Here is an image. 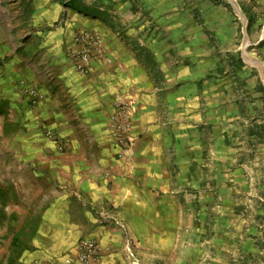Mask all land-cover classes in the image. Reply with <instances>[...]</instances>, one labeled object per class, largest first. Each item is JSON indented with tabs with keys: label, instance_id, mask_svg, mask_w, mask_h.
<instances>
[{
	"label": "crops",
	"instance_id": "obj_1",
	"mask_svg": "<svg viewBox=\"0 0 264 264\" xmlns=\"http://www.w3.org/2000/svg\"><path fill=\"white\" fill-rule=\"evenodd\" d=\"M86 2L58 1L62 17L52 30L18 37L6 24L0 39V213L12 217L0 222L3 264H64L66 258L78 264L83 238L101 247L88 264H134L124 250L125 232L105 218L115 216L133 230L140 199L186 193L209 182L213 167L225 181L240 160H227L220 142L231 141L241 119L250 117L251 124L258 110L256 78L243 90L240 77L217 74L221 64L208 40L179 53L176 23L120 17L130 2L116 5L113 15L98 0L90 9ZM81 30L98 32L104 47L87 75L70 61ZM29 88L43 94L36 105ZM117 97L132 104L133 142L123 152L110 129ZM10 128L15 139L3 147ZM48 129L58 141L46 138ZM6 148L9 161L1 159ZM2 237L11 248L6 254Z\"/></svg>",
	"mask_w": 264,
	"mask_h": 264
},
{
	"label": "rangeland",
	"instance_id": "obj_2",
	"mask_svg": "<svg viewBox=\"0 0 264 264\" xmlns=\"http://www.w3.org/2000/svg\"><path fill=\"white\" fill-rule=\"evenodd\" d=\"M58 1L0 0V39L6 24L14 27L18 37L28 30L54 29L62 17ZM78 1H87L89 8L97 0ZM110 1L98 0L104 14L130 2L128 11L120 10V17L126 12L160 18L162 27L176 23L179 53L208 40L205 45L211 57L221 64L217 74L226 71L230 78L240 77L243 90L248 89L250 78L258 83V110L252 112V123L250 117H243L241 129L235 130L231 141L220 142L226 159L240 160V164H232L237 167L225 172V181L213 167L209 182L197 184L195 189L152 193L151 198L137 201L138 223L133 230L126 228L137 254L143 264H264V0ZM12 132L10 128L1 137L3 147L15 139ZM2 152L1 159L9 161L8 148ZM245 154H251V163L244 159ZM9 183L3 182V186ZM8 185L3 193H9ZM11 220L0 213L2 225ZM2 238V254H6L11 248Z\"/></svg>",
	"mask_w": 264,
	"mask_h": 264
},
{
	"label": "built area",
	"instance_id": "obj_3",
	"mask_svg": "<svg viewBox=\"0 0 264 264\" xmlns=\"http://www.w3.org/2000/svg\"><path fill=\"white\" fill-rule=\"evenodd\" d=\"M74 44L76 47L70 53V61L73 64L75 71L80 75H87L90 70L92 58L104 54V47L101 35L94 30H81L74 36ZM29 100L32 105H36L42 98L43 94L36 88L27 89ZM115 113L111 119L110 129L115 137L117 144L121 147V152L127 149L133 142L131 136V110L132 104L121 97L115 99ZM46 138L58 141L52 131H46ZM125 232L126 240L124 250L127 255L133 260L134 264H139L134 241L127 235L126 226L115 216L106 217ZM101 252L99 243L92 238H83L78 243V250L74 261L78 264H88L91 261L98 259ZM72 258H66L64 264H72ZM33 264H55L41 263L35 261Z\"/></svg>",
	"mask_w": 264,
	"mask_h": 264
}]
</instances>
